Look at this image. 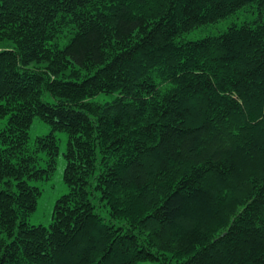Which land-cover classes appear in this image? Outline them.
Instances as JSON below:
<instances>
[{
    "label": "trees",
    "instance_id": "trees-1",
    "mask_svg": "<svg viewBox=\"0 0 264 264\" xmlns=\"http://www.w3.org/2000/svg\"><path fill=\"white\" fill-rule=\"evenodd\" d=\"M0 118V264H264V0H0Z\"/></svg>",
    "mask_w": 264,
    "mask_h": 264
},
{
    "label": "rangeland",
    "instance_id": "rangeland-1",
    "mask_svg": "<svg viewBox=\"0 0 264 264\" xmlns=\"http://www.w3.org/2000/svg\"><path fill=\"white\" fill-rule=\"evenodd\" d=\"M254 16L251 9L242 8L227 17L226 19L220 20L216 23L209 24L207 26L195 29L187 34L185 38L196 39L204 37L206 35H216L220 31L224 30L231 23H238L242 20L250 19ZM110 95L100 94L96 97L98 100H109ZM6 118H0V130L4 126ZM50 132V126L43 122L40 118L35 117L33 123L29 129L30 140L34 141L38 136L45 135ZM56 137L58 139L59 154L57 156V166L53 175L43 181L32 182L38 185L41 189V194L39 196L37 206L35 210L30 214L28 221L31 224H44L48 225L52 221V212L54 204L58 197L68 192V186L63 180V168H64V156L63 152L66 149L67 135L64 132H56ZM1 147V143H0ZM42 156V155H40ZM100 213L107 219L108 212L106 208L99 209ZM148 264V263H141Z\"/></svg>",
    "mask_w": 264,
    "mask_h": 264
}]
</instances>
